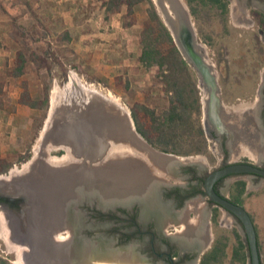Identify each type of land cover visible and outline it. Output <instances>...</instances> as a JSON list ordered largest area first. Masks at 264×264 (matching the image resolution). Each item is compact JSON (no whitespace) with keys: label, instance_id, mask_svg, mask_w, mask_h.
I'll use <instances>...</instances> for the list:
<instances>
[{"label":"rangeland","instance_id":"obj_1","mask_svg":"<svg viewBox=\"0 0 264 264\" xmlns=\"http://www.w3.org/2000/svg\"><path fill=\"white\" fill-rule=\"evenodd\" d=\"M152 1L170 29L167 16L175 19L170 3L167 0ZM177 1L189 15L199 53L213 67L220 81L219 63L226 61L228 51V43L223 40L227 31L224 32V20L216 9H208L211 20L204 27L214 38V46L209 47L203 42L185 0ZM148 7V2L144 1L135 7V15L128 17L125 7L116 14L107 15L99 0H0V171L9 167L11 175L23 174L31 169L33 160L47 152L54 156L55 152L64 149L62 159L54 158L55 161H52L50 157V167L58 170L66 167L68 172L74 173V163L67 161L73 158L68 147L74 141L66 139L64 145L54 146L55 143L52 139L49 141L48 136L61 123L60 114L56 115L59 117L56 123L53 122L55 108L67 105L77 107L76 101L87 103V107H100L97 114L106 111L105 106L113 108L115 115L122 117L116 119V141L110 142L108 135L103 139L109 145H114L110 151L114 156H130L113 157L115 163L119 161L115 165L118 172L125 171L130 175L132 171L129 170L141 164L139 161L142 157H145L147 166L154 165V161H157L154 156L159 153L135 132L131 116V107L136 103L157 110L167 105V97L161 90L156 70L145 69L138 61L141 51L139 34L147 21ZM226 35L229 36L228 33ZM20 53L25 56L26 64L23 75L18 77L13 73ZM182 54L187 58L185 53ZM189 63L196 72L201 92L205 94L204 81L193 63ZM127 83L129 86L126 87ZM25 93L28 95L23 98ZM46 97L49 102L47 108L43 109L41 106ZM23 99L25 103H39L40 108L23 104ZM86 106L80 108L85 110ZM202 121L208 131L210 153L217 161L221 157L220 150L210 135L214 126L204 116ZM63 130L68 131L66 126ZM180 158L182 163H198L208 157L197 155ZM68 172L65 173L67 179L70 177ZM7 177L9 173L3 174L0 182L6 181ZM176 182L180 181L170 176L167 179V183ZM258 184H264V178H259ZM259 186L263 189L255 187L242 201L259 224L264 264V185ZM36 205L38 209L0 208V255L13 264L43 262V258L31 255V252L37 253L36 249L30 250L23 243L31 230L45 236L49 244L69 239L68 230L54 228L55 225L47 219L48 214L45 213L50 209H39L40 204Z\"/></svg>","mask_w":264,"mask_h":264},{"label":"crops","instance_id":"obj_2","mask_svg":"<svg viewBox=\"0 0 264 264\" xmlns=\"http://www.w3.org/2000/svg\"><path fill=\"white\" fill-rule=\"evenodd\" d=\"M222 1L228 6L225 33L229 36L225 34L223 37L228 43L226 61L219 63L221 67L218 73L220 76L218 115L222 130L228 138L229 154L226 160L223 155L218 157L215 164L208 158L191 163L203 166L208 172L218 168L224 161L230 164L247 161L264 167V0ZM208 95L203 96L205 106L203 116L213 125L208 112ZM210 145L209 139V147ZM154 157L157 159L154 161L155 167H159L155 175L160 184L173 185L167 183L169 176L180 181L174 185L186 184L182 178L170 174L184 164L180 157L176 156V163L169 161V164H166L168 162L164 159L160 161L159 157ZM139 162L145 164V157ZM258 179L253 175L228 177L224 181L222 192L231 201L237 200L238 197L243 200L255 190V187L262 188L259 185L264 184H258ZM240 182L246 183V192L243 196L237 187ZM157 199L159 207L164 209L159 231L162 235L171 237L179 247L178 264H192L195 258L189 262H179V258L186 252H193L196 257L198 250L201 251V255L196 264H202L203 258L207 256H210V259L205 264H251L244 229L231 213L211 204L203 196L191 199L182 208L173 207L170 210L161 199ZM242 206L247 207L244 204ZM215 213L218 214L217 225L213 222ZM254 223L258 231L262 257V235L259 224L256 221ZM234 230L238 232L239 240L236 239ZM217 243L221 247V250L218 248L219 251L215 249ZM215 256L218 260L212 261Z\"/></svg>","mask_w":264,"mask_h":264},{"label":"water","instance_id":"obj_3","mask_svg":"<svg viewBox=\"0 0 264 264\" xmlns=\"http://www.w3.org/2000/svg\"><path fill=\"white\" fill-rule=\"evenodd\" d=\"M167 1L175 12V19L167 16L170 30L177 34V45L181 46V48H179L182 49V52L185 53L187 58L193 63L195 69L207 86L209 92L207 105L210 118L214 126L222 129L218 115V108L220 105V98L218 96L219 83L215 71L198 51L195 35L189 25V15L184 12L177 0ZM187 58L185 57V59L190 62ZM74 103L77 104V107H73L72 105L56 107L55 119L53 120V122L55 121L56 123V119L59 118H57L56 115L60 114L59 120L66 126L68 130L67 136L72 139L71 141L77 138H72L71 136H75L74 133L76 130L82 131L83 133L81 132V135L83 134L82 136L85 137L94 134L97 130H102L104 138L108 135V140H110V142L116 141L117 135L115 136V127L118 124L116 119H122V117H117L113 108L109 109L105 106L103 108H105L106 111L97 114L100 107L96 105L87 107V103L82 101H76ZM79 104L83 105L78 106ZM84 106H86L85 110L80 108ZM122 123L124 125L123 120ZM55 128L57 127L55 126ZM68 137L66 139L71 142ZM47 138L48 137L45 136V140H47ZM113 144H115V142H113ZM149 147L152 149L150 145ZM157 153H159V155H156L159 157L160 161L164 159V161L168 163L169 161L176 163V156L159 151H157ZM166 159H168V161ZM132 173L126 176H113L108 178V180L105 177L98 182V191L89 192L86 194L87 198L91 199L90 195H97L98 201L102 203L99 208L107 210L108 208H115L117 206L116 202L118 203L121 201L125 204L128 201L130 203V201L141 197L143 200L141 219L143 221L151 219L156 220L159 229V223L161 215L164 214L162 213L164 209H161L157 203L158 195L156 190L152 185L148 184V182L138 189V182L142 177L133 176L134 174ZM233 175H255L264 178V168L248 162L232 163L225 167L217 168L209 172L205 177L204 192L214 205L225 209L240 221L246 235L251 264H263L258 244L257 229L251 215L245 207L219 194L215 188V185L221 179ZM67 183L68 181L63 185H66L64 188L58 190L54 187L52 190H45V193L41 191L42 194L45 195L44 200L40 202L39 209L45 208V210L51 209V211H54L57 222H55V224L51 222V224L55 225L54 228L57 227L59 229L68 230L69 239L63 242L49 244V240H46L45 236L40 235L39 232L35 234V231L31 230L27 235L26 242L23 243H26L30 250L34 251V249H36L37 253H35V251L34 253L31 252L32 256L39 259L44 257L43 254H45V252L46 256L53 253V255L51 254L53 260L50 261L49 259H51V257H47L50 264L51 262L55 264H94V262L97 261H120L123 264H178L177 258H174L172 255H170V263L164 260H154L143 252L144 242L135 239L123 242L121 233L108 232L109 225L107 223H95L92 221L85 225L84 221L88 216V211L81 208L86 201L84 197L85 194L79 193V191L71 188L75 186L74 182ZM51 204L52 206H50ZM200 255L201 251L198 250L192 264H196ZM40 264L45 263L43 261Z\"/></svg>","mask_w":264,"mask_h":264},{"label":"trees","instance_id":"obj_4","mask_svg":"<svg viewBox=\"0 0 264 264\" xmlns=\"http://www.w3.org/2000/svg\"><path fill=\"white\" fill-rule=\"evenodd\" d=\"M144 1L148 2L149 7L147 9V21L144 23L139 34L141 51L138 61L145 69L156 70V76L161 82V90L167 97V105L160 110L149 108L147 105L140 103L133 105L131 107V116L136 130L151 147L159 152L180 157L204 155L209 158L211 163H214L216 160L210 153L209 139L202 121L203 105L198 77L191 64L183 56L173 34L160 17L153 1L99 0L105 8L107 15L116 14L122 7H125L126 16L128 17H133L135 15V7ZM185 2L197 25L203 42L209 47L214 46V38L206 32L204 24L211 20L210 10L214 8L224 20L225 32L228 16L227 4L222 0H185ZM25 64L26 58L20 53L18 64L13 74L18 77L23 75ZM127 86H129L128 83L126 84ZM27 95L28 93H25L23 98L27 97ZM22 102L31 108H40L39 103H25L26 100L24 99ZM48 102L49 99L46 97L41 107L43 109L47 108ZM9 169V167H6L0 174L8 172ZM237 187L240 195L243 196L246 192V183L240 182ZM198 192H202V190L199 189ZM167 196L169 197L171 194ZM233 202L243 205L241 197L233 200ZM121 212L126 216H124L123 220L116 213H112L108 217V220L123 223L122 226H114L109 232H120L123 242L130 241L132 236L143 238L142 234L138 235L141 226L137 222V209L134 213H129L125 209H121ZM98 218L100 221L107 220L105 215H99ZM217 219L218 214L215 213L213 217L215 225H217ZM252 219L254 221L253 217ZM152 227L153 225L148 230H151ZM123 229L135 230L127 233L121 231ZM233 233L236 239L239 240L240 236L238 232L234 230ZM163 242L168 243V239L163 238ZM258 244L260 248L259 239ZM216 248L217 250L218 248L221 250L218 243L215 245ZM209 259L210 256L204 257L202 264H205ZM217 260V256H215L212 261ZM0 264L13 263L8 258L0 255Z\"/></svg>","mask_w":264,"mask_h":264},{"label":"flooded vegetation","instance_id":"obj_5","mask_svg":"<svg viewBox=\"0 0 264 264\" xmlns=\"http://www.w3.org/2000/svg\"><path fill=\"white\" fill-rule=\"evenodd\" d=\"M190 16H192L191 13H190ZM191 28L194 33V29L192 25H191ZM203 94L204 93L201 92L203 115H204L205 106L203 103ZM205 94L206 95L209 94L207 86L205 89ZM263 120H264V113H263ZM124 125H126L125 122H124ZM62 127H64V125L60 123L57 128L53 129L51 136H48L49 141L50 139H52L53 142L55 143L54 146H60V145H64L65 143H67L65 142L67 138L65 136L68 135V132L66 133ZM204 128L207 133L205 124H204ZM81 132L77 130L75 131L74 137H77V138L74 140V143L71 142L73 145H70L68 147V149L73 153L72 154L73 158L68 159L67 161L74 163L73 172L75 174L68 172L66 167L62 168L61 170H58V168L50 167V164H49V162H51L50 157H52L53 159L52 161H55L54 158L62 159L65 155L63 151L64 149L63 150L60 149L59 151L55 152L54 156L50 155V153L47 152L43 154L42 156H40L37 160H33L31 169L28 171L26 170L23 174L11 175L10 169H9L8 172L0 174V177H1L3 174L7 175L9 173V177H7L6 181L4 180L0 182V208H3V209L12 208L13 209V207H16L19 209H23L25 207L26 209L28 208L36 209L37 208L36 204H40V202L44 200L45 194H42L41 191L45 193L46 191L44 189L48 188L52 190L54 189V187L58 190L66 186V185L63 186L66 183V181H68L67 184L74 182L75 186L71 188L76 191H79V193H84L85 194L84 197L86 198V201L90 200L89 202L85 201V204L81 207L88 211V216L84 221L85 225L91 223L92 221H94L95 223L97 222L104 223V224L107 223L109 225V228H108V232H109L111 229L114 228V226H122L123 224V223L108 220V217L111 216L112 213L113 214L116 213L117 216L119 217L121 216L120 218L123 220L125 214L121 212V209H125L129 213H134V211L137 209V214H138L137 222L141 226V229L138 235L142 234L143 238L132 236V239L144 242L143 252L156 261L164 260L167 263H170L171 261L170 255H172L174 258H177L178 255L175 256V254H179V251H180L179 247L176 245L175 241L171 237L161 234V232L159 231L157 227V221L154 219L143 221L141 219V216H142L141 208H142V203H143V200L141 199V197L136 200L130 201V203L129 201L126 202L125 204H123L121 201L118 203L116 202L117 206L115 208H108L107 210H103L99 208L100 204L102 203L98 201L97 195L96 196L90 195L91 199L87 198L86 194H88L89 192L98 191L97 184L100 180H103L105 177L108 180V178L113 177V176L128 175V174L125 175L126 173L125 171L118 172L115 169L116 168L115 165L119 163V161L115 163L113 157L119 159V158L130 157V156L128 154L127 155L124 154L121 157H119V155L114 156L113 153H110L114 145L113 146L112 144L109 145L106 141L103 140L104 135H103L102 130H97L96 132H94V134L92 135L90 134L87 137L82 136L83 134L81 135ZM135 132L138 134L136 127H135ZM210 135L211 137H213L211 139H214L217 142L218 149L220 150V154L225 156V160H226L229 154V147L227 143L228 138L226 134L223 132L222 129L215 126L213 133H211ZM78 136H81V139H78ZM125 136L127 135L125 134ZM68 138L70 139V141L72 140L70 137ZM152 150L157 151L153 147H152ZM243 162H247V161H243ZM89 163L94 165L93 167L94 169L91 168L93 165L88 166ZM145 164L143 163L138 164V166L135 167L136 169L134 168L132 170H129L130 172L131 171L133 172L132 173L134 174L133 176L142 177L140 178L138 182V189H140L141 186H144L145 183L148 182V184L152 185L153 188L156 190V193L158 195L157 197L166 204L169 210L173 207L182 208L184 207L186 202L198 196H203L207 198V200L211 204H213L208 199V197L206 196L204 192V179L208 175L209 172L206 169H204L203 166L197 165V164H191V163H184L180 165L178 168H175V169L173 168L174 171L172 173L170 172L171 175H175V176L182 178L183 181L186 182V184L185 185H177V184L176 185L174 184L173 185H167V184L163 185L159 183L155 175V171L158 170L159 167L158 166L155 167L156 164L152 166H147ZM229 164L230 163H226L224 161V163H222L218 168L225 167ZM125 170H128V169H125ZM67 172L70 175L69 179L66 178L65 173ZM233 176H238V175H233ZM256 177L263 178L260 176H256ZM226 178L221 179L215 185L217 192L223 196L225 195L222 192V187L224 186V181ZM199 189L202 190V192H198ZM169 194H171V196L168 197L167 195ZM50 206H52V204ZM54 213L55 212L51 211L50 209V211L45 214H48V216L46 217L47 219H49V222L50 223L54 222L55 224V222L57 221L54 216L55 215ZM99 215L100 216L105 215L107 220L105 221L98 220ZM31 218H33V216H31ZM51 218H52V221H51ZM151 225H153L152 229L148 230V228ZM134 230L133 229L132 230L123 229L121 231L129 233L130 231H134ZM163 238H167L168 243L163 242ZM194 258H195V253L186 252V253H183V255H181V257L179 258L180 259L179 262L181 261L189 262L193 260Z\"/></svg>","mask_w":264,"mask_h":264},{"label":"bare ground","instance_id":"obj_6","mask_svg":"<svg viewBox=\"0 0 264 264\" xmlns=\"http://www.w3.org/2000/svg\"><path fill=\"white\" fill-rule=\"evenodd\" d=\"M188 21H189V19H188ZM189 25H190V27H191V24L189 23ZM192 29V28H191ZM195 35V34H194ZM176 37H177V34H175V36H174V39H175V41H176V44H177V40H176ZM178 47H180L181 48V46H179L178 45ZM180 50H182V49H180ZM166 164H168V163H166ZM52 255H53V253H51ZM47 255L46 256V252H45V254H43L44 255V257H43V261H44V263L45 264H50V261L51 260H53V258H52V255ZM51 257V259H49L50 261H48V258L47 257ZM61 257V256H60ZM56 259V258H55ZM60 259V258H59ZM63 259V258H62ZM57 260H58V258H57ZM65 260V259H64ZM51 264H55V263H52L51 262ZM94 264H123L122 262H120V261H97V262H94Z\"/></svg>","mask_w":264,"mask_h":264}]
</instances>
